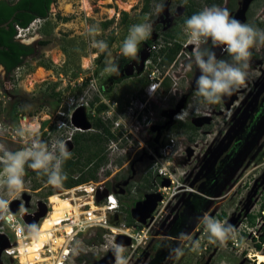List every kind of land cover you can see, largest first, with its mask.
Returning <instances> with one entry per match:
<instances>
[{"label": "rangeland", "instance_id": "374dc122", "mask_svg": "<svg viewBox=\"0 0 264 264\" xmlns=\"http://www.w3.org/2000/svg\"><path fill=\"white\" fill-rule=\"evenodd\" d=\"M89 1L91 10L88 11L83 7V0H55L47 18L34 20L29 29L19 31L18 35L30 45L44 39L49 43L40 46L35 56L26 59L21 67L8 75L0 67V142L11 150H21L30 144L27 137L13 136V129L17 131L34 123L38 126L39 138L49 144L73 135L71 150L76 147V136L87 134L79 138L80 143L88 148L87 151L76 155L84 162L94 156L100 145L90 139L94 132L87 130L96 121L88 116L89 108H81L74 113V124L86 131H78L75 126H64L58 130L54 124L50 125L56 118L61 102L67 97L65 95L74 90L80 93L89 90L92 93L94 90L87 80L89 77H95L102 90L113 79L115 87L109 92L119 99L134 94L145 85L144 77L139 76L137 69L141 68L146 56V41L139 46L137 60L120 54L130 20L144 16L142 22L155 23L159 19L167 25L170 38L177 39L183 45L187 41L184 23L189 18V6L194 3L200 11L211 7L208 0H167L165 7L169 8L170 14L165 15L163 11L157 16L153 14L154 2L151 10L143 14L144 0ZM227 1L224 0V4L218 7L223 8ZM229 1L235 2V12L232 9L228 11L231 17L241 9L243 11L244 0ZM121 4H131V7L126 9ZM247 6H250L248 11L244 10L243 17L237 14V20L264 30V0H245L244 8ZM109 20L112 22L105 26L104 23ZM92 27L99 29L94 37L89 34ZM159 37L162 42L167 40L165 36ZM151 38L156 36L152 34ZM93 39L105 41L108 45L106 52L100 53L93 47ZM175 39L168 40L173 42ZM217 50L214 49L216 53ZM190 58H186L183 68L177 69L176 74L183 78L178 85V98L162 107L166 117L162 115L161 107L157 109L158 117H162V125L165 126L149 130L145 138L152 145H155L154 141H165L171 134L180 138L183 154L175 156L174 167L181 178L186 172L183 183L195 191L184 192L178 199L175 214L178 212L182 225H178L177 233H174L177 226L153 228L147 243L134 253L128 264H259L253 261L256 260L253 254L264 252V243L261 250L257 249V244L261 242L258 239L264 233V47L252 50L246 84L214 105H207L196 96L195 80L200 72L186 70ZM218 58L230 60L224 52H220ZM109 61L119 65L118 74L105 70ZM82 78L85 80L83 87L79 84ZM169 88H172L171 85ZM195 102L199 104V112H192L189 108ZM185 108L192 115L180 121L192 123L197 129L178 126L176 116ZM48 128L50 135L46 130ZM31 171L27 167L24 193L10 206L17 208L22 201L26 207H31L38 199L50 201V192L57 194L63 190L60 186L49 185L34 174H26ZM136 180L140 182L139 178ZM200 196L205 200L197 210L187 206L189 200L190 203H197ZM0 197L8 198L2 185ZM62 197L66 198V195ZM124 198L123 212L112 219L117 224L126 220L131 226L138 219L132 216L137 200L128 196ZM204 216L235 226V238L223 245L210 243L202 223ZM252 218H256L255 224H252ZM171 235L176 239H169ZM123 249V255L127 257L129 249ZM2 250L0 246V264H19ZM106 254H89L85 256V264H110L108 262L112 257ZM67 264L82 263L73 255Z\"/></svg>", "mask_w": 264, "mask_h": 264}, {"label": "built area", "instance_id": "2783aa9c", "mask_svg": "<svg viewBox=\"0 0 264 264\" xmlns=\"http://www.w3.org/2000/svg\"><path fill=\"white\" fill-rule=\"evenodd\" d=\"M29 28H20V31ZM160 39H153L146 49V58L141 68L137 69L139 76L144 77L145 85L134 94L119 99L114 93L102 90L95 77H89L87 80L93 87L92 93L89 90L82 93L74 90L67 93V97L61 102L56 111V118L50 125L54 124L60 130L63 127H58V124L62 121L66 127L75 126L78 131H86L82 126L74 124L73 116L77 110L89 108L88 116L102 121L101 127L94 123V126L87 130L103 133L104 159L98 168L96 179L72 188H63L58 193L66 195L71 206L55 221L51 236L37 250L32 264H67L73 255H76L79 263L85 264V256L89 254L107 253L114 257L113 249L117 246L129 249V260L147 243L153 228L165 226L172 220L180 196L184 192L195 191L183 183L186 172L181 178L174 167L175 156L183 154L180 138L171 134L161 143L154 141L155 145L145 138L149 130L162 126V117H158L157 109L161 107L165 118L162 107L178 98V85L183 77L176 74L177 69L185 66L186 58H190L192 53V48L187 43L182 45L175 38H169L175 39L173 42L168 39L162 42ZM175 42L181 43L182 47L174 60L168 64L164 57L168 48L173 47ZM166 82H169V85H166ZM79 84L83 87L85 80L82 78ZM170 85L172 88H169ZM101 105H104L103 108ZM197 105L199 104L196 102L190 104V110L197 112ZM188 113L189 116L192 115L191 111ZM180 120L183 118L178 121ZM14 134L16 129H13V136ZM65 141L67 144L72 142L73 135ZM137 173L139 176H136ZM136 178H139L140 182H135ZM123 185H127L125 190L122 189ZM124 196L137 200L132 214L137 211L136 207L147 208L145 212L135 213L138 219L132 226H129L126 220L117 224L112 219H116L121 211L123 212L126 200ZM48 199L50 200V196ZM43 201L38 199L34 205L27 207L28 214L23 218L17 216V220L28 225H39L40 229L43 220L52 214L50 201H46L44 203L48 206L47 212L38 217L43 211L40 205ZM19 207L20 205L14 210L10 206V210L16 213ZM33 239L27 233L19 234L6 223L0 222L2 251L7 257L19 261V264L23 255L28 253L26 246L32 243ZM126 240H129L128 244L121 243Z\"/></svg>", "mask_w": 264, "mask_h": 264}, {"label": "clouds", "instance_id": "9594fccd", "mask_svg": "<svg viewBox=\"0 0 264 264\" xmlns=\"http://www.w3.org/2000/svg\"><path fill=\"white\" fill-rule=\"evenodd\" d=\"M166 3L167 0H154L153 14L159 16ZM184 30L187 45L193 46L186 70H199L200 75L195 80V93L203 103L218 104L224 97L231 96L246 84L252 50L264 47V30L231 17L226 9L218 6L205 7L187 18ZM98 31V28L92 27L89 34L94 37ZM152 32L153 25L150 22L132 25L122 42L120 54L137 60L140 44L148 40ZM92 46L100 53L106 52L108 48L103 40L93 39ZM214 49L227 53L230 60L218 58ZM105 70L118 74L119 65L109 61ZM188 114V109L185 108L177 119ZM58 127H64L62 121ZM16 135L27 137L30 144L21 150H11L5 143L0 142V185L8 194V198L0 197V222L6 223L19 234L27 233L38 238L39 225H28L17 220V216L23 218L28 214L25 204L21 201L16 213L10 210V204L24 193L26 165L46 175L49 185L61 186L66 179L63 165L72 158V151L68 149L64 139H56L51 144L42 141L36 126L18 128ZM202 223L210 243L223 245L236 236L235 226L214 220L210 216H204ZM123 253V247L117 246L113 249L114 264H128V258Z\"/></svg>", "mask_w": 264, "mask_h": 264}, {"label": "trees", "instance_id": "16d2710c", "mask_svg": "<svg viewBox=\"0 0 264 264\" xmlns=\"http://www.w3.org/2000/svg\"><path fill=\"white\" fill-rule=\"evenodd\" d=\"M54 2L55 0H0V64L5 65L8 72L11 73L16 67L22 65L25 62V58L33 54L34 52L33 45L24 44L16 40V35L18 33L17 26L27 28L34 20L38 18H47L49 16L51 6ZM153 2L154 0H144V4L142 7L143 14L151 10V5ZM199 11V9H196L193 5H191L187 10V14L189 15V17H191L193 14H196ZM124 14L127 15L128 13L125 11ZM143 19L144 16L134 20H130L129 24H127V28L130 29L132 25L141 23ZM8 22L9 24L5 25ZM111 22L112 20H109L104 24L105 26H107ZM48 43L49 41L47 39L38 41V44L40 46L47 45ZM181 47V43L175 42L173 47L168 48V51L164 57V61L168 64L171 63L180 51ZM119 80H121V78ZM166 85H169V82H166ZM103 106L104 105H101V108H103ZM95 125L97 127H101V119L96 120ZM178 126L197 129L194 124L182 121H179ZM85 135L87 134L76 136L75 141L77 142V144L72 151V158L66 161L63 165V174L65 175L66 179L60 186L62 188H72L81 183L97 178L98 168L100 167L104 159L102 155L105 150L104 135L101 132L91 133L90 139L94 140V142L99 144L100 147L96 150L94 156L89 157V159L84 162L81 160V158L77 157L76 154H83L84 151H87L88 149L84 144L80 143L79 139L80 136ZM26 169L27 165L25 166V171ZM26 174H34L39 179L47 183V176L43 173H38L37 171L32 170L31 172H26ZM52 194L53 192L49 193V195ZM204 200L205 199L200 196V199L197 201V203H190L191 200H189V205L187 206L192 207L194 210H197ZM262 208H264V202L262 203ZM255 219L256 218H252V224H255ZM129 223L130 222H128V224ZM180 224L181 220L179 225ZM180 226H177V229L174 231V233H177ZM260 239L261 242L257 244L258 250L262 249L264 243V233L261 235Z\"/></svg>", "mask_w": 264, "mask_h": 264}, {"label": "bare ground", "instance_id": "6f19581e", "mask_svg": "<svg viewBox=\"0 0 264 264\" xmlns=\"http://www.w3.org/2000/svg\"><path fill=\"white\" fill-rule=\"evenodd\" d=\"M121 6L126 9H129L131 7V4H127V6L126 4H121ZM83 7L88 11L91 10L90 1L83 0ZM17 28H18V35H19L20 28H23V27L17 26ZM29 126H36V124L30 123ZM135 182H138V181L135 180ZM126 187L127 185H125L123 190H125ZM50 205H51L50 209L52 211L51 217L43 220V222L41 223L40 229H39V232H40L39 237L34 238L32 243L26 246V250L28 253L23 255L21 264H32L34 262V257H35L34 255L36 254L37 250H39L42 247L43 243L51 236L54 230L55 221L60 219L64 215V212L66 211V209L68 210L69 207L71 206V202L69 201V199L62 197V195L57 193V194H53L50 196ZM137 211L145 212L147 211V209L146 207L139 206L137 207ZM136 212L132 214L134 218H137V216H135ZM253 256L257 259L258 263L260 264L264 263V252H256L253 254Z\"/></svg>", "mask_w": 264, "mask_h": 264}, {"label": "flooded vegetation", "instance_id": "af4514ba", "mask_svg": "<svg viewBox=\"0 0 264 264\" xmlns=\"http://www.w3.org/2000/svg\"><path fill=\"white\" fill-rule=\"evenodd\" d=\"M233 1H235V0H233ZM208 3L210 4V6H222L223 4H224V0H208ZM192 5L195 7V4L194 3H192ZM244 6H245V0L243 1V11H242V9H241V11L240 12H238V13H235L234 15H233V17L235 18V19H238V18H236V15L238 14V15H241V17H243L244 16V10H247L250 6H247V7H245L244 8ZM234 8H235V2H231V1H227V3H225V6L223 7V9H226L227 11H229L230 9H232L231 11L232 12H235L234 11ZM248 11V10H247ZM163 13H165V15H168V14H170L169 13V8L166 6L165 7V9H164V12ZM169 20V19H168ZM171 22V21H170ZM152 25H153V32H152V34H154L155 36H156V38L157 37H159V36H165L167 39H169L170 37H171V35L170 34H168L167 32H169V31H167V25H165V23H163L162 21H160L159 19L158 20H156L155 21V23H152ZM156 38H153V39H156ZM153 39L150 37L148 40H146V49H147V47H149V45H150V43L153 41ZM16 40L17 41H20V42H22V43H24V44H27L26 42H25V40H23V39H21V38H18V33H17V35H16ZM33 47H34V52H33V54H31V55H29V56H27L26 58H25V60L26 59H28L29 57H33V56H35L36 54H37V52H38V49H39V47H40V45L38 44V41L35 43V44H33ZM22 65H20V66H18V67H16V68H19V67H21ZM0 67L2 68V70L4 71V73L5 74H10V72H8L7 71V69H6V67H5V65H3V64H0ZM15 68V69H16ZM14 69V70H15ZM139 69V68H138ZM13 70V71H14ZM120 79V78H119ZM118 79V80H119ZM121 80H122V78H121ZM113 87H115V81L113 80V79H111L110 81H109V83H108V85H107V87H105V91L106 92H109V90H111ZM110 93V92H109ZM164 115H165V113H164ZM75 119V116L73 117V122L75 121L74 120ZM178 123H179V121H178ZM163 126H165V124H163L161 127H163ZM42 127V125H40V128ZM160 128V127H159ZM47 130V129H46ZM49 130V129H48ZM191 130V129H190ZM88 131H90V132H93L92 130H88ZM94 133H96V132H94ZM50 139H51V137H50ZM74 142V141H73ZM70 142L67 144V146H68V149L70 150V151H73V150H71L69 147H70ZM75 147V146H74ZM188 179V178H187ZM178 210V209H177ZM177 214H178V212L174 215V217H173V219L167 224V226H170V228H172V227H175V226H178L179 225V223H180V220H179V217L177 216ZM169 237V239H171V240H173V239H176L175 238V236H168ZM253 261H257V259L255 260V259H253ZM260 264V263H259Z\"/></svg>", "mask_w": 264, "mask_h": 264}, {"label": "water", "instance_id": "95a60500", "mask_svg": "<svg viewBox=\"0 0 264 264\" xmlns=\"http://www.w3.org/2000/svg\"><path fill=\"white\" fill-rule=\"evenodd\" d=\"M10 21H11V20H10ZM10 21H9V22H10ZM9 22L6 23L5 25L9 24ZM0 27H1V26H0ZM220 52H221V51L218 49V50H217V56H219ZM145 58H146V56L143 58V61L145 60ZM143 61H142V63H143ZM18 205H19V204H18ZM40 205H41L43 211L38 215V217H40V216H44V215L46 214V212H47V206H46V203L41 202ZM137 206H139V204H137ZM13 208H14V207H13ZM136 208H137V207H136ZM14 210H16V208H14ZM133 213H134V212H133ZM121 243H122V244H128V243H129V240L122 241ZM113 262H114V257H112L111 260H110L108 263L113 264Z\"/></svg>", "mask_w": 264, "mask_h": 264}]
</instances>
